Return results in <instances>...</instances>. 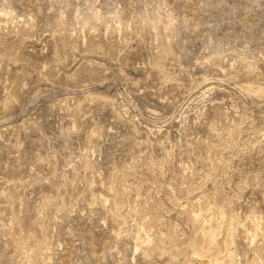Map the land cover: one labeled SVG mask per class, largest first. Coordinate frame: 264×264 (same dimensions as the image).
I'll use <instances>...</instances> for the list:
<instances>
[{
    "label": "rangeland",
    "instance_id": "374dc122",
    "mask_svg": "<svg viewBox=\"0 0 264 264\" xmlns=\"http://www.w3.org/2000/svg\"><path fill=\"white\" fill-rule=\"evenodd\" d=\"M204 259L264 264V0H0V264Z\"/></svg>",
    "mask_w": 264,
    "mask_h": 264
},
{
    "label": "bare ground",
    "instance_id": "6f19581e",
    "mask_svg": "<svg viewBox=\"0 0 264 264\" xmlns=\"http://www.w3.org/2000/svg\"><path fill=\"white\" fill-rule=\"evenodd\" d=\"M229 221H230V220H229ZM206 222H207V221H206ZM226 222H228V221H226ZM227 224H228V223H227ZM211 226H212V224H211ZM209 227H210V226H209ZM228 227H229V226H228ZM207 228H208V227H207ZM207 228H206V229H207ZM211 228H212V227H211ZM213 228H214V226H213ZM259 228H260V227H259ZM214 229H215V228H214ZM226 229H227V228H226ZM223 230H224V229H223ZM227 230H229V228H228ZM227 230H226V232H229V231H227ZM211 232H213V231H211ZM229 233H230V232H229ZM229 233H228L227 235H229ZM225 234H226V233H225ZM207 235H208V234H207ZM209 235H210V237H211V234H209ZM212 235H213V234H212ZM230 235H231V234H230ZM226 237H227V236H226ZM228 237H229V236H228ZM228 237H227V238H228ZM205 243H206V240H205ZM205 243H204V245H206ZM223 243H224V242H223ZM229 243H230V242H229ZM224 244H225V243H224ZM209 245H210V244H209ZM223 246H225V245H223ZM211 248H212V247H211ZM199 249H200V248H199ZM202 249H203V248H202ZM212 249H213V248H212ZM224 249H226V248H224ZM206 250H207V245H206ZM206 250H205V251H206ZM228 250H230V249H228ZM228 250H226V251L229 252ZM224 251H225V250H224ZM224 251H223V252H224ZM208 252H209V251H208ZM206 254H207V253H206ZM210 254H213V253H210ZM214 254H215V253H214ZM214 254H213V255H214ZM211 258H212V257H211ZM232 259H233V258H232ZM207 260H208V259H207ZM215 260H217V259H215ZM203 261H205V259H204ZM203 261H201V262H203ZM209 261H210V260H209ZM221 262H222V261H221ZM221 262H219V264H220ZM199 263H200V262H199ZM203 263L209 264V262H206V261L203 262ZM201 264H202V263H201ZM221 264H222V263H221Z\"/></svg>",
    "mask_w": 264,
    "mask_h": 264
}]
</instances>
